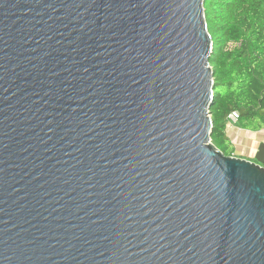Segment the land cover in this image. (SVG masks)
<instances>
[{
    "label": "water",
    "instance_id": "obj_1",
    "mask_svg": "<svg viewBox=\"0 0 264 264\" xmlns=\"http://www.w3.org/2000/svg\"><path fill=\"white\" fill-rule=\"evenodd\" d=\"M205 0H0V264H264V141H212Z\"/></svg>",
    "mask_w": 264,
    "mask_h": 264
},
{
    "label": "trees",
    "instance_id": "obj_2",
    "mask_svg": "<svg viewBox=\"0 0 264 264\" xmlns=\"http://www.w3.org/2000/svg\"><path fill=\"white\" fill-rule=\"evenodd\" d=\"M204 6L214 41L212 141L226 155L238 156L229 115L239 112L236 126L243 130H264V0H205Z\"/></svg>",
    "mask_w": 264,
    "mask_h": 264
},
{
    "label": "rangeland",
    "instance_id": "obj_3",
    "mask_svg": "<svg viewBox=\"0 0 264 264\" xmlns=\"http://www.w3.org/2000/svg\"><path fill=\"white\" fill-rule=\"evenodd\" d=\"M241 132V133H246L245 131H243V129L237 128L236 127V131L235 132ZM250 133V132H248ZM251 134V133H250ZM264 137V135L259 136V135H255V134H251V136H244L242 137V140L237 143V155H244V158L250 159L255 161V154L254 155H250L253 153V149L252 148V144L255 143L256 141H259L260 138ZM247 138V139H246ZM254 146V145H253ZM257 149V148H256ZM257 161V160H256Z\"/></svg>",
    "mask_w": 264,
    "mask_h": 264
},
{
    "label": "crops",
    "instance_id": "obj_4",
    "mask_svg": "<svg viewBox=\"0 0 264 264\" xmlns=\"http://www.w3.org/2000/svg\"><path fill=\"white\" fill-rule=\"evenodd\" d=\"M237 128H240V127H238V126H236ZM236 127H234V128H229V130H228V134L230 135V137L232 138V140H233V142L236 144V146H237V143H239L241 140H242V137H244L245 135L246 136H251V134H255L256 136L257 135H259V136H263L264 135V130L263 131H261L260 133H255V132H250V131H246V130H243V131H245L246 133H241V132H239V131H237V132H235L236 131ZM241 129V128H240ZM248 132H250V133H248ZM247 139V138H246ZM262 141H264V137H262V138H260L259 139V141H256L255 143H253L252 144V148L254 147V149H253V153L252 154H250V155H254L255 154V152H256V148L258 147V145L262 142ZM254 145V146H253ZM242 157H244V155H242Z\"/></svg>",
    "mask_w": 264,
    "mask_h": 264
},
{
    "label": "built area",
    "instance_id": "obj_5",
    "mask_svg": "<svg viewBox=\"0 0 264 264\" xmlns=\"http://www.w3.org/2000/svg\"><path fill=\"white\" fill-rule=\"evenodd\" d=\"M238 118H239V112L238 111H233L229 115V120H228L229 128L236 127V122L238 121Z\"/></svg>",
    "mask_w": 264,
    "mask_h": 264
}]
</instances>
